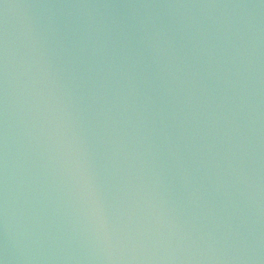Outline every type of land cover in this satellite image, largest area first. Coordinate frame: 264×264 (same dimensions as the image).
Segmentation results:
<instances>
[{
    "label": "water",
    "instance_id": "obj_1",
    "mask_svg": "<svg viewBox=\"0 0 264 264\" xmlns=\"http://www.w3.org/2000/svg\"><path fill=\"white\" fill-rule=\"evenodd\" d=\"M0 264H264V0H0Z\"/></svg>",
    "mask_w": 264,
    "mask_h": 264
}]
</instances>
